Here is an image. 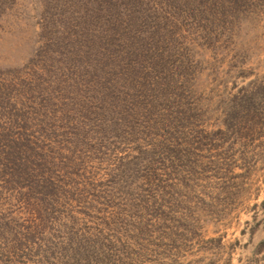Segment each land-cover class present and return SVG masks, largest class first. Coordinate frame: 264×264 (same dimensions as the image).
<instances>
[{
	"label": "rangeland",
	"instance_id": "rangeland-1",
	"mask_svg": "<svg viewBox=\"0 0 264 264\" xmlns=\"http://www.w3.org/2000/svg\"><path fill=\"white\" fill-rule=\"evenodd\" d=\"M0 264H264V0H0Z\"/></svg>",
	"mask_w": 264,
	"mask_h": 264
},
{
	"label": "trees",
	"instance_id": "trees-1",
	"mask_svg": "<svg viewBox=\"0 0 264 264\" xmlns=\"http://www.w3.org/2000/svg\"><path fill=\"white\" fill-rule=\"evenodd\" d=\"M11 157H12V155L10 154V159H11ZM12 158L14 160H16V157H12ZM15 163H17V162L12 163V168H11L13 175L17 179L15 182L21 183V182H24L25 180L28 179L27 187L29 188V190H33V188H38V186H39V184L37 183L38 180H33L32 174L29 176V173L27 172L29 167H27V166L20 167L22 165V163H20L19 161H18L19 167H16ZM41 189H42V187H41Z\"/></svg>",
	"mask_w": 264,
	"mask_h": 264
}]
</instances>
